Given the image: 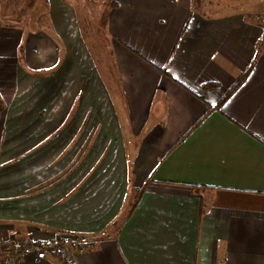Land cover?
Instances as JSON below:
<instances>
[{
  "label": "crops",
  "instance_id": "1",
  "mask_svg": "<svg viewBox=\"0 0 264 264\" xmlns=\"http://www.w3.org/2000/svg\"><path fill=\"white\" fill-rule=\"evenodd\" d=\"M103 4L121 93L116 108L98 73L90 83L102 89L100 122L111 135L100 170L88 176L85 192L75 184L37 194L36 167L23 162V197L10 194L9 185L7 199L0 190V261L9 239L34 243L77 234L95 244L75 253L74 264H264V24L252 20L264 12V0ZM75 9L70 0H49L54 35L66 52L64 59L53 55L51 66L35 65L33 44L39 38L54 51L52 34L0 24L3 129L13 137L27 120L22 137L30 148L55 127L33 123L54 98L41 94L46 82L37 73L82 65ZM25 37L29 72L18 58ZM6 65L14 68L13 86L1 72ZM124 133L135 151L130 160ZM130 194L135 203L119 220ZM60 259L33 253L23 264Z\"/></svg>",
  "mask_w": 264,
  "mask_h": 264
},
{
  "label": "rangeland",
  "instance_id": "2",
  "mask_svg": "<svg viewBox=\"0 0 264 264\" xmlns=\"http://www.w3.org/2000/svg\"><path fill=\"white\" fill-rule=\"evenodd\" d=\"M70 1L73 2L76 8L75 14L81 30L79 46L83 56L79 57L82 65L79 64L77 68L74 65L72 67L68 66V68L64 65L57 74L55 67L47 68L45 73L41 71L40 74L37 73L38 77L45 78L41 81L46 82L44 86L41 85L43 89L41 94L44 96L48 93V96L53 95L54 98L49 102V111L41 109L36 112L35 116H32L33 123H36V125L49 123L52 124V127L55 126L54 129L46 133L45 140H42L39 146L30 148L25 145L26 137H22L24 130L27 129L25 126L30 125L28 121L23 122L21 120L20 129H22V132L20 131L13 137L9 136L7 138L6 131L3 129L6 111L4 109L0 112V178L2 180L0 190L2 191L1 195L6 199L8 195L7 185L14 191L10 194H16L15 191L17 190L18 193L13 196L23 197L22 166L25 161L31 162V165L36 167V170L31 173V182L37 184L32 188L37 194H43L55 186L65 187L75 184L79 193L85 192L88 176L100 170L103 154L107 150L106 145L111 140V135L103 131L100 122L102 108L97 94L99 96L98 90L102 91V89L99 86L96 88L90 85L98 73L109 93L112 106L117 108L121 92L117 88L111 62L112 55L109 50L110 44L107 38V8L103 6V0ZM8 10L14 12V15L9 16ZM0 24L4 27L13 25L15 30L23 32L26 30L25 33L34 34L45 31L52 34L53 41L56 43L54 51L53 45L51 47L53 53L48 50L44 43H40L39 38H36L37 41L33 44L36 51V53H33V60L36 66L41 67L39 66L41 64L43 67L46 62L49 66L53 65V55L55 58L58 54H60V58L61 55L63 59L66 57L63 44L59 45V40L54 35L57 21H54L50 16L49 0H0ZM25 46L26 37L24 44L20 47L21 51L18 58L22 67L29 72L30 69L27 68L23 54ZM70 55L69 52L68 59H70ZM90 59L93 60L95 68L91 65L89 69ZM1 72L6 74L7 82L10 86H13L14 68L11 65H6ZM1 75L0 73V78ZM57 77L61 78L62 81L58 80ZM0 92H2L1 89ZM5 93H11L10 88L9 92L5 89ZM5 93H3L4 96H7ZM61 93H64L66 99H58ZM117 113L120 115V111H117ZM18 137L21 139L19 140ZM123 138L130 160L135 153L131 146L132 141L126 133L123 134ZM1 140H3V143H1ZM107 148L109 151L111 150V147ZM39 172L44 173L39 174ZM50 172L52 173L48 176ZM13 173L16 174L14 177L15 184H13ZM44 175H46V179L42 178ZM9 198L11 197L9 196ZM6 199L3 201H6ZM134 203L135 196L130 194L119 220L124 218L127 210H130ZM76 236L72 234L60 235L61 238ZM5 242L9 243L5 251H7L11 242L28 243L21 238H15L11 242L9 239Z\"/></svg>",
  "mask_w": 264,
  "mask_h": 264
},
{
  "label": "built area",
  "instance_id": "3",
  "mask_svg": "<svg viewBox=\"0 0 264 264\" xmlns=\"http://www.w3.org/2000/svg\"><path fill=\"white\" fill-rule=\"evenodd\" d=\"M252 20L264 24V12L252 15ZM77 235V234H72ZM95 242L77 235L72 238L60 236L51 241L34 243L11 242L0 264H23L24 258L33 253L52 252L61 256V264H74L72 256L83 254L93 249Z\"/></svg>",
  "mask_w": 264,
  "mask_h": 264
},
{
  "label": "trees",
  "instance_id": "4",
  "mask_svg": "<svg viewBox=\"0 0 264 264\" xmlns=\"http://www.w3.org/2000/svg\"><path fill=\"white\" fill-rule=\"evenodd\" d=\"M208 86H206V87H208ZM212 86L213 85H210V87H212ZM4 109H5V104H4V101L2 100V98L0 96V112H2Z\"/></svg>",
  "mask_w": 264,
  "mask_h": 264
}]
</instances>
